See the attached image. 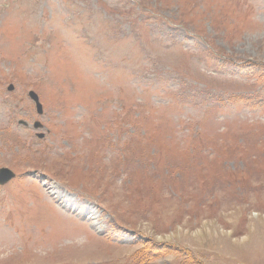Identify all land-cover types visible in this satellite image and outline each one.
Instances as JSON below:
<instances>
[{
  "label": "rangeland",
  "instance_id": "374dc122",
  "mask_svg": "<svg viewBox=\"0 0 264 264\" xmlns=\"http://www.w3.org/2000/svg\"><path fill=\"white\" fill-rule=\"evenodd\" d=\"M5 172L0 264H264V0H0Z\"/></svg>",
  "mask_w": 264,
  "mask_h": 264
},
{
  "label": "water",
  "instance_id": "95a60500",
  "mask_svg": "<svg viewBox=\"0 0 264 264\" xmlns=\"http://www.w3.org/2000/svg\"><path fill=\"white\" fill-rule=\"evenodd\" d=\"M10 90H12V87H10ZM29 97H30V99L33 100V102L35 103V107H36V111H37V113H38V114H41V113H42V107H41V105H40V103H39V101H38V97L36 96V94H34L33 92H29ZM20 124H22V125H26V123H25V122H22V121H20ZM40 126H41L40 123H35L33 127H34L35 129H37V128H39ZM39 137L41 138L42 136H39ZM10 178H11V175H10L8 172H5L4 174H2V175L0 176V184L5 183V182L8 181Z\"/></svg>",
  "mask_w": 264,
  "mask_h": 264
},
{
  "label": "bare ground",
  "instance_id": "6f19581e",
  "mask_svg": "<svg viewBox=\"0 0 264 264\" xmlns=\"http://www.w3.org/2000/svg\"><path fill=\"white\" fill-rule=\"evenodd\" d=\"M3 174V173H2Z\"/></svg>",
  "mask_w": 264,
  "mask_h": 264
}]
</instances>
